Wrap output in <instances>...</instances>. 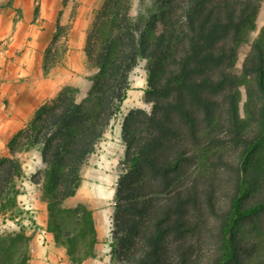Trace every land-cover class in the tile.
<instances>
[{"label":"trees","instance_id":"trees-1","mask_svg":"<svg viewBox=\"0 0 264 264\" xmlns=\"http://www.w3.org/2000/svg\"><path fill=\"white\" fill-rule=\"evenodd\" d=\"M139 2L133 14L135 0L103 1L87 33L91 73L84 96L79 86L66 83L8 142L9 155L0 157V217L22 213L16 188L23 174L19 154L38 148L43 166L32 181L42 183L55 243L75 263L94 255L97 233L90 211L83 204L67 208L63 203L80 186L83 168L127 96L130 73L144 61L152 109H131L123 123L126 151L115 197L112 252L122 264H193L200 233L214 216L217 242L206 264H244L251 256L255 264H264V255L253 256L264 240V222L258 223L264 221V198L247 201L264 178L252 161L264 147V27L242 72H234L239 48L256 27L264 0ZM11 5L12 0L0 3V12ZM67 30L57 26L44 55L45 75L64 63L68 46L61 37ZM242 85L259 100L254 129L239 114ZM225 137L243 147L227 207L218 209L217 186L201 182L200 169L209 166L217 175L219 166L228 165ZM248 222H253L252 243ZM30 240L23 225L1 232L0 264H26Z\"/></svg>","mask_w":264,"mask_h":264},{"label":"rangeland","instance_id":"rangeland-1","mask_svg":"<svg viewBox=\"0 0 264 264\" xmlns=\"http://www.w3.org/2000/svg\"><path fill=\"white\" fill-rule=\"evenodd\" d=\"M9 0H2L1 2L5 5ZM92 0H18L16 7V17L15 22L21 19H26V16L30 12V20L26 21V29L24 30L23 36L27 41H30L32 36L31 33L37 29L35 25H38V29H45L46 23L49 24V19L44 16L46 14L43 13L42 7H46V5L51 4L55 5L59 4H68L73 3L74 9L71 13V18L76 15V7L82 3H90ZM104 0H95V12L102 5ZM141 7L139 0H135V4L133 6V14H136ZM30 25V26H29ZM32 25V26H31ZM71 24L67 23L64 27L69 29ZM33 27V29H32ZM264 27V10L261 12L258 23L256 27L250 32L248 39L244 42L238 51V61L234 72L240 74L242 72V63L244 58L248 54L251 49L252 42L258 37L262 28ZM68 31L62 34L61 41L64 40V36H66ZM88 68V61H87ZM89 69V68H88ZM89 72L91 73L90 69ZM130 83L131 86L127 91V96L123 103L120 106V109L114 113L112 116L110 123L103 134V138L96 145L95 152L91 156L89 162L83 168L82 172V180L81 184L78 187L75 194L68 199H66L63 203L64 207L71 208L75 207L78 204H83L90 211L91 216L94 221V226L97 233V222L100 221L101 228L106 229L107 235L104 237L105 240H102L104 243L110 246V255L113 261V264H122L117 256L112 252L113 248V230L114 226V214L116 210V192L118 187V180L121 174L122 167L124 166L125 159V151L126 144L122 137V127L127 116L128 112L134 108L144 109L146 111H150L152 109V104L147 101L146 91L148 89V79L147 72L145 69L144 61L140 62L130 73ZM79 86V85H77ZM82 90L85 86H79ZM239 114L240 117L246 119V127L249 129H254L257 126V122H255L256 114L258 111V97L256 94L249 95V90L246 85L240 86L239 89ZM84 91L82 90L80 96H84ZM54 100L47 101V103H52ZM250 108V109H249ZM251 110V112H250ZM26 126V125H25ZM24 126V127H25ZM23 127V128H24ZM247 130L241 131L240 135L245 134ZM226 144V160L228 161V165H221L216 170L217 175H213V169H210L209 166H206L201 170L202 171V179L200 181L207 183L208 181H213V183L217 186L216 191V203L218 209H222L227 207L229 195L233 190L234 184L236 182L237 171L234 166L238 160V156L243 147L241 141H229L228 137H225ZM19 159L22 164L23 174L18 179L16 188H17V203L19 209L22 211L21 214L17 215L16 218L12 219L11 217H0V233L1 232H10L17 231L21 227V225L25 228V233L27 236H31V240L28 248V258L26 260V264H29V260L31 257V243L36 233L42 234L43 239L46 240L45 234L49 233L52 235L54 242L55 238L53 233L48 228L49 223V212H48V202L43 198V189L41 182H33L32 175L43 166L41 152L38 148H31L27 150H23L19 154ZM257 163L258 167L263 172L264 176V147L256 154V156L252 160ZM232 165V166H231ZM89 167H95L92 170L91 175L89 177L91 183H89L88 188L85 191H81V187H83L84 181L87 179V169ZM255 167V166H254ZM194 166L192 170H194ZM215 170V169H214ZM214 178V179H213ZM264 198V178L260 180V184L258 188H255L247 198L248 202H252L254 200ZM39 202L46 203V221L43 226H41L35 216L37 215V206ZM255 222V221H253ZM253 222H248L246 225L247 229V241L252 243V240L255 241L254 235H252V225ZM264 221L262 219L258 223L261 224ZM210 228L206 230H202L200 233V240L198 241L200 250L198 251L199 258L197 262L193 264H206L207 260L212 257L215 253L216 248V223L217 218L214 216H210L209 218ZM101 242V239L97 237V243ZM96 243V244H97ZM56 244V243H55ZM95 244V247H96ZM260 246L258 252H254L253 256L255 257H263L264 255V240L260 239ZM57 245V244H56ZM59 246V245H57ZM63 247L64 246H59ZM68 259L73 264H80L84 260L94 257V255L86 257L83 261L79 263H75L71 260L67 253ZM246 256L244 255V259ZM255 259L246 258L244 264H255Z\"/></svg>","mask_w":264,"mask_h":264},{"label":"crops","instance_id":"crops-1","mask_svg":"<svg viewBox=\"0 0 264 264\" xmlns=\"http://www.w3.org/2000/svg\"><path fill=\"white\" fill-rule=\"evenodd\" d=\"M17 2L18 0H12V5L0 12V157L9 155L8 142L34 117L39 107L47 101L55 100L66 83L87 86L90 75L85 45L94 19L95 0L77 6V13L73 18V3L59 6L57 2L55 5L42 7L43 13L46 12L44 16L51 23H46L45 29H38L36 24L37 29L31 33L30 41L23 36L26 21L30 20V12L26 19L15 22ZM67 23L71 25L64 36L68 46L64 63L45 75V51L57 26ZM94 169L95 167L87 169V179L81 191H85L91 183L89 177ZM35 206L38 208L35 218L43 226L46 221V203L39 202ZM100 221L96 226L97 237L101 242L96 244L95 256L80 264H113L110 246L102 241L107 232L100 227ZM44 236L46 240L39 233L33 238L29 264H73L68 259L65 248L57 246L52 235L47 233Z\"/></svg>","mask_w":264,"mask_h":264}]
</instances>
